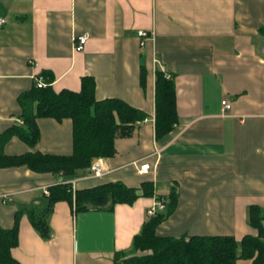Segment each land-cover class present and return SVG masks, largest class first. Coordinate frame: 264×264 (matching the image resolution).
Returning <instances> with one entry per match:
<instances>
[{
  "label": "crops",
  "instance_id": "0c3cea01",
  "mask_svg": "<svg viewBox=\"0 0 264 264\" xmlns=\"http://www.w3.org/2000/svg\"><path fill=\"white\" fill-rule=\"evenodd\" d=\"M0 17L6 18L0 24V132L17 122L18 95L43 70L54 73L56 90H80L82 77L92 75L98 98H123L149 120L118 138L113 156L101 157L103 176L84 168L72 179L78 187L145 180L155 187L154 196L109 209L75 211L59 200L44 238L27 211H42L45 188L62 177L26 166L0 168V223L12 227L21 210L12 250L21 264H115V253L130 249L148 219L147 209L173 188L177 205L160 234L237 240L257 234L248 210L264 207V0H0ZM140 30L147 35L140 37ZM85 32L88 41L76 51L73 37ZM158 68L175 81L179 115L161 139L154 124ZM38 124V149L71 153V119L44 117ZM28 149L16 136L5 146L9 154ZM143 163L150 164L148 172L139 171ZM237 264L253 263L239 258Z\"/></svg>",
  "mask_w": 264,
  "mask_h": 264
},
{
  "label": "trees",
  "instance_id": "16d2710c",
  "mask_svg": "<svg viewBox=\"0 0 264 264\" xmlns=\"http://www.w3.org/2000/svg\"><path fill=\"white\" fill-rule=\"evenodd\" d=\"M42 76L45 85L38 86L36 77ZM30 89L18 95L21 111L14 122L0 132V168L26 166L38 173L61 176V180L48 187V202L42 211L28 209V217L44 238L50 237L47 217L59 200L68 201L75 211L91 208H113L118 203H134L140 196H154L152 180L140 186H128L121 181H108L93 186L73 188L71 182L78 169L89 168L93 159L111 157L116 153V140L130 137L147 112L120 97L98 98L96 80L84 75L80 90L52 85L55 75L43 70L36 75ZM147 70L141 67L140 82L146 85ZM52 117L58 121H72V151L69 154L43 152L36 146L41 132L39 118ZM179 122L176 85L173 78L161 69L155 72V137L170 135ZM26 143L23 153L9 154L5 146L13 137ZM165 211L149 216L133 237L128 250L115 253V264H237L239 258L252 259L253 264H264V207L251 204L249 224L257 234H246L241 240L233 235H181L170 236L158 232L159 225L175 209L178 192L172 189ZM15 215L12 227L0 223V264H21L12 250L19 242V219Z\"/></svg>",
  "mask_w": 264,
  "mask_h": 264
},
{
  "label": "built area",
  "instance_id": "2783aa9c",
  "mask_svg": "<svg viewBox=\"0 0 264 264\" xmlns=\"http://www.w3.org/2000/svg\"><path fill=\"white\" fill-rule=\"evenodd\" d=\"M6 22V18L0 17V24H4ZM138 35L140 37H145L147 35V32L144 30L138 31ZM89 38V33L85 32L82 34L74 35L73 37V47L76 51H81L84 49L86 42L88 41ZM143 43V42H142ZM37 79V85L38 86H43L45 85L44 79L42 76L36 77ZM222 105L224 109H229L231 107V103L227 99L222 100ZM148 118H145L144 121H148ZM17 122L22 123L23 120L17 118ZM150 169V164L149 163H143L139 167V171L144 173L148 172ZM89 170L91 174L95 177H101L105 174L106 168L104 165V162L101 157L94 158ZM64 182H71L73 184V188H76V179H68V180H63ZM45 192L49 193L47 188H45ZM167 205V200L165 198H158L154 201V203L147 209V214L149 216L155 215L159 211H163L166 208Z\"/></svg>",
  "mask_w": 264,
  "mask_h": 264
},
{
  "label": "rangeland",
  "instance_id": "374dc122",
  "mask_svg": "<svg viewBox=\"0 0 264 264\" xmlns=\"http://www.w3.org/2000/svg\"><path fill=\"white\" fill-rule=\"evenodd\" d=\"M72 178H74V177H72Z\"/></svg>",
  "mask_w": 264,
  "mask_h": 264
}]
</instances>
